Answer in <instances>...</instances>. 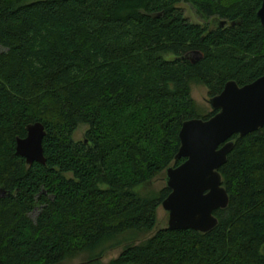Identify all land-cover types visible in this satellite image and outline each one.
<instances>
[{
	"label": "trees",
	"instance_id": "trees-1",
	"mask_svg": "<svg viewBox=\"0 0 264 264\" xmlns=\"http://www.w3.org/2000/svg\"><path fill=\"white\" fill-rule=\"evenodd\" d=\"M261 3L0 0V264L83 252L75 264H264V126L231 137L219 168L229 203L209 231H154L171 189L135 190L185 160L184 121L216 113L200 112L192 83L213 97L264 75ZM36 121L45 161L28 164L15 140ZM128 231L154 232L103 261Z\"/></svg>",
	"mask_w": 264,
	"mask_h": 264
},
{
	"label": "water",
	"instance_id": "water-1",
	"mask_svg": "<svg viewBox=\"0 0 264 264\" xmlns=\"http://www.w3.org/2000/svg\"><path fill=\"white\" fill-rule=\"evenodd\" d=\"M261 1L258 16L264 25V0ZM193 54L201 55L200 51ZM208 102L216 113L208 119L184 121L176 158L185 160L165 170L166 186L171 192L161 205L169 214L167 227L172 230L206 232L217 225L214 211L229 203L219 168L234 146L231 137L243 136L264 126V75L245 85L230 80ZM44 134L41 122L27 124L25 137L15 140V154L28 164L44 162L41 143Z\"/></svg>",
	"mask_w": 264,
	"mask_h": 264
},
{
	"label": "rangeland",
	"instance_id": "rangeland-1",
	"mask_svg": "<svg viewBox=\"0 0 264 264\" xmlns=\"http://www.w3.org/2000/svg\"><path fill=\"white\" fill-rule=\"evenodd\" d=\"M180 6L183 7L184 13L186 17L195 23H202L204 22L203 18L198 15L195 8L192 6L190 2H181ZM3 48L0 46V51H2ZM191 94L196 100V103L199 105L201 111L203 113H207L212 110L210 103L208 102L210 96L208 95V89L205 85L201 83H192L191 86ZM86 129L85 125H80L74 132L73 137L74 139H82L84 136V131ZM166 187V174L165 171L160 174L159 176L155 177L151 181L136 187V191L142 195H150L153 193H157L162 188ZM36 213L33 214V217ZM157 224L154 229L157 230L159 228L167 227L168 226V219L169 214L164 209L162 205L158 207L157 210ZM154 231L150 232H126L123 235H120L116 241L119 243V245L116 248H113L105 253V255L102 257L103 261H109L112 258L117 257L120 252L122 251L123 245H127L128 243H138L147 237H149ZM90 252H83L80 254H77L76 256H73L71 258H68L67 260L63 261L62 264H75L78 262H82L86 260Z\"/></svg>",
	"mask_w": 264,
	"mask_h": 264
},
{
	"label": "flooded vegetation",
	"instance_id": "flooded-vegetation-1",
	"mask_svg": "<svg viewBox=\"0 0 264 264\" xmlns=\"http://www.w3.org/2000/svg\"><path fill=\"white\" fill-rule=\"evenodd\" d=\"M221 25H224L225 24V22L224 21H222V23H220ZM194 56H198V57H200V55L198 54H194ZM193 55L192 56H190V58H193L194 57ZM6 194V191L2 188V187H0V195H5Z\"/></svg>",
	"mask_w": 264,
	"mask_h": 264
}]
</instances>
